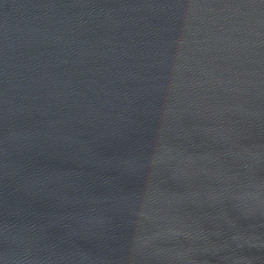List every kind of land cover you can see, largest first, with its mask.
<instances>
[{"label": "water", "instance_id": "95a60500", "mask_svg": "<svg viewBox=\"0 0 264 264\" xmlns=\"http://www.w3.org/2000/svg\"><path fill=\"white\" fill-rule=\"evenodd\" d=\"M0 264H264V0H0Z\"/></svg>", "mask_w": 264, "mask_h": 264}]
</instances>
